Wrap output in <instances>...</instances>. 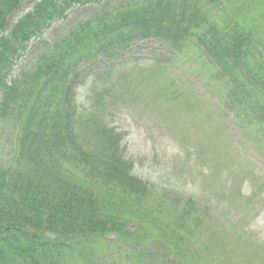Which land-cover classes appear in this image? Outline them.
I'll return each instance as SVG.
<instances>
[{"label": "trees", "instance_id": "trees-1", "mask_svg": "<svg viewBox=\"0 0 264 264\" xmlns=\"http://www.w3.org/2000/svg\"><path fill=\"white\" fill-rule=\"evenodd\" d=\"M88 5L99 11L44 40ZM155 38L182 49L195 40L203 48L195 55L214 60L207 61L224 111L264 141V95L255 92L264 87V0H126L113 8L106 0H0V118L16 123L13 152L0 154V264H229L213 255L205 230L192 241L188 226L199 213L191 201L130 174L106 107L84 120L88 143L77 138L68 72L82 59ZM31 41L40 49L14 76Z\"/></svg>", "mask_w": 264, "mask_h": 264}, {"label": "rangeland", "instance_id": "rangeland-1", "mask_svg": "<svg viewBox=\"0 0 264 264\" xmlns=\"http://www.w3.org/2000/svg\"><path fill=\"white\" fill-rule=\"evenodd\" d=\"M55 36L48 32L44 38L51 42ZM171 50L166 45L141 42L122 55L128 63L117 69L104 70L106 61H99L100 75L85 76L74 89L81 120L76 129L88 139L83 126L88 110L95 106L102 112L106 107V113H112L109 126L120 133L125 156L134 165L133 175L159 193L166 191L208 204L217 200L227 215L228 230L222 241L223 256L230 258L227 263L256 264V256L264 258V190L262 198L253 197L256 186L264 184V169L254 159L260 154L248 155L233 139L229 120L218 108L225 107L223 96L216 94L221 85L208 78L201 81L192 70L206 77L210 72L203 71L202 63L190 64ZM80 69L88 74V68L81 65ZM160 72L165 73L161 79ZM188 81H193L192 85ZM205 82L217 99H211L210 107L197 96L208 97ZM180 112L191 113V121L181 116L184 125L180 126L175 120ZM234 167L239 169L235 177L231 176ZM231 194L235 202H230Z\"/></svg>", "mask_w": 264, "mask_h": 264}]
</instances>
